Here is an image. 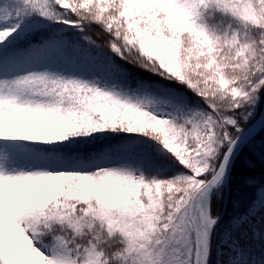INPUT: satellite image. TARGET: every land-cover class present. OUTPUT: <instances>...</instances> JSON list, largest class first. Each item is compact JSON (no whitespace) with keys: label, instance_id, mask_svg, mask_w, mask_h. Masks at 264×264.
<instances>
[{"label":"snow or ice","instance_id":"1","mask_svg":"<svg viewBox=\"0 0 264 264\" xmlns=\"http://www.w3.org/2000/svg\"><path fill=\"white\" fill-rule=\"evenodd\" d=\"M262 104L264 0H0V264H264Z\"/></svg>","mask_w":264,"mask_h":264},{"label":"trees","instance_id":"2","mask_svg":"<svg viewBox=\"0 0 264 264\" xmlns=\"http://www.w3.org/2000/svg\"><path fill=\"white\" fill-rule=\"evenodd\" d=\"M134 70H135V71H139V69H134ZM263 106H264V104H262V105L260 106V113H261L262 110H263ZM258 117H259V113H258ZM256 174L259 175V169L256 170Z\"/></svg>","mask_w":264,"mask_h":264},{"label":"water","instance_id":"3","mask_svg":"<svg viewBox=\"0 0 264 264\" xmlns=\"http://www.w3.org/2000/svg\"><path fill=\"white\" fill-rule=\"evenodd\" d=\"M262 113H264V106H263V110H262ZM259 118V117H258Z\"/></svg>","mask_w":264,"mask_h":264}]
</instances>
